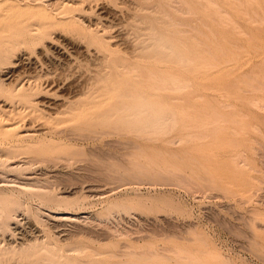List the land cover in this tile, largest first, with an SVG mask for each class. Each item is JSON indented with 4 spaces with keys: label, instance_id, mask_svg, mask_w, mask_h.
I'll return each instance as SVG.
<instances>
[{
    "label": "rangeland",
    "instance_id": "rangeland-1",
    "mask_svg": "<svg viewBox=\"0 0 264 264\" xmlns=\"http://www.w3.org/2000/svg\"><path fill=\"white\" fill-rule=\"evenodd\" d=\"M0 264H264V0H0Z\"/></svg>",
    "mask_w": 264,
    "mask_h": 264
}]
</instances>
